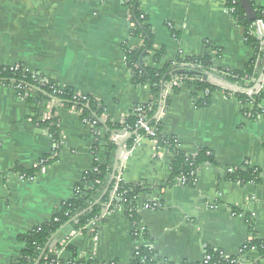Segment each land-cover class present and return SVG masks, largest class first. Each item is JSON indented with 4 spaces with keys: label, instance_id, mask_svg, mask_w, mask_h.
<instances>
[{
    "label": "crops",
    "instance_id": "1",
    "mask_svg": "<svg viewBox=\"0 0 264 264\" xmlns=\"http://www.w3.org/2000/svg\"><path fill=\"white\" fill-rule=\"evenodd\" d=\"M228 1L138 0L154 35L146 64L152 66L155 52L162 53L161 66L209 53L214 68L242 70L253 52L227 12ZM253 5L264 10V0H253ZM131 29L123 0H0V67L20 64L76 96H90L103 108L101 122L121 124L150 99L149 87L131 84L125 63L123 47L142 46ZM244 108L219 91L199 109L189 89L180 87L169 109L162 108L161 134L187 156L206 151L213 164L200 166L193 182L184 186L171 180L173 156L167 148L145 137L129 151L123 146L118 175L124 184L142 188L135 201L138 228L149 241L134 239L129 219L115 207L96 233L72 238L76 260L129 264L142 247H152L161 262L171 264H200L207 250L234 257L251 237L250 221L264 242V173L247 183L230 181L225 174L228 168L264 171V117L249 119ZM33 116L13 87H0V264L16 260L23 247L20 238L50 221L93 162L106 159L104 149L93 156L95 128L75 108L40 103L38 122L56 120L59 148ZM98 131L111 139L102 127ZM56 148L58 157L33 175L17 171L38 168ZM152 203L159 207L144 208ZM247 260L264 264L254 251Z\"/></svg>",
    "mask_w": 264,
    "mask_h": 264
},
{
    "label": "trees",
    "instance_id": "2",
    "mask_svg": "<svg viewBox=\"0 0 264 264\" xmlns=\"http://www.w3.org/2000/svg\"><path fill=\"white\" fill-rule=\"evenodd\" d=\"M232 1H234V4ZM123 2L128 8L129 21L132 25L130 35L142 42V46L139 49L131 50L125 46L123 47L125 63L131 73V84L135 87H149L150 99L146 104L136 107L121 124L105 121L103 123L106 131L99 123L102 118L103 108L96 100L88 96V102L84 101L68 88H60L41 75L25 72V67L20 64H18L19 67L16 71H12L8 67H0V87L11 86L13 88H20L19 96L24 100L26 106L34 115L32 118L33 122L47 129L56 147L58 146L59 148V132L56 126V120L50 119L45 122H38L37 114L42 101H57L65 107H73L78 111L84 121L95 122L97 129L102 127L108 134L112 131H126L131 135L124 144L126 151H129L139 138L145 137L149 140H155L157 148H167L173 156L170 166L171 180L177 179L179 176H185L187 182L190 184L194 180L190 175L191 172L197 171L200 166L206 164L212 165L213 157L206 151H199L192 157L187 156L178 149V145L173 139H167L162 136V122L157 120L158 111L161 106H163L164 111H167L170 107L171 96L178 93L180 89L179 87L173 86L170 93L166 97H163L165 85L174 77H185L188 80L184 82V86L189 89L190 98L194 100V106L196 108H206L210 103L212 94L223 91L226 96L233 97L241 106L245 107L243 113L244 115L249 114V119L255 120L258 117H264V90H260L253 96L247 95V92H255L258 89V86L261 84L259 80L264 74V37L260 38L254 33L255 21L259 18L264 21V16H261L262 10H256L253 5V0H249L254 13V18L251 19L245 13L241 0H230L227 3V10H233L229 14L230 17L239 28L246 46L253 52L252 58L242 70L232 71L229 69L214 68V57L209 53L202 57L178 58L174 62L165 63L161 66L162 53L155 52L151 57L152 66H148L146 60L153 52L154 35L152 28L147 23L146 17L141 13L138 0H123ZM206 47L210 46L206 45ZM209 50L218 55V51L215 48L210 47ZM178 70H188L195 74L175 75V72ZM203 75H213L234 89L225 90L210 82L203 81ZM248 105L251 106V109L247 108ZM138 109L140 112H136ZM141 118L148 128L154 130L153 138L149 137L138 124ZM92 140L93 145L91 151L93 156L96 158L99 151L104 149L106 151L105 163L102 164L98 160H95L90 170L83 174L82 179L76 185L73 197L56 210L50 221L34 228L20 238L23 246L22 250L18 258L11 264H35L50 238L62 226L86 209L88 211L72 222L67 229L83 234L86 232L84 227L87 223L95 221L94 233H96L99 225L106 221L109 212L117 207L122 208L126 217L129 219L132 225V237L136 239L138 238L137 235L141 233L142 238L149 241L147 234L144 231L139 232L138 228L139 218L135 201L141 192V186L135 184L127 185L121 181L117 185L116 191L113 192L116 184L115 178L106 194L103 195L112 174L117 146L108 137L105 139L101 138L98 130L93 131ZM58 153L59 149L56 148L54 155L46 157L41 166L29 172L22 171L21 169L16 170L21 172V174L33 175L54 161L58 157ZM263 173L264 171L248 169L247 167L243 169L238 168L228 175V179L233 182L247 183L257 181ZM105 207L107 209L103 216ZM232 212L236 213L235 210H232ZM249 227L251 237L240 249L237 256L225 258L218 251L207 250L204 254V257L208 258L206 264H237L241 256L247 255L251 251L256 252L259 261H264V242L258 240L251 221ZM66 252L69 254L71 262L74 263L77 261V255L71 246L66 248ZM54 259L55 257L49 255L47 249L39 264H48L52 261H55L52 264L63 263V260ZM79 262L89 264V262L86 263L83 260ZM129 264L171 263L161 262L152 247H142L137 249ZM182 264L192 263L184 262ZM249 264H258V261H253Z\"/></svg>",
    "mask_w": 264,
    "mask_h": 264
},
{
    "label": "built area",
    "instance_id": "3",
    "mask_svg": "<svg viewBox=\"0 0 264 264\" xmlns=\"http://www.w3.org/2000/svg\"><path fill=\"white\" fill-rule=\"evenodd\" d=\"M230 1V0H229ZM228 1V2H229ZM232 3L234 4V1H232ZM228 14L232 13L233 10H227ZM261 16H264V10L261 11ZM254 33L256 36L260 37V38H263L264 37V21L259 18L255 21L254 23ZM18 65H13V66H9L8 68L10 70H18ZM25 72H28V70L25 69ZM29 73V72H28ZM261 81H260V86H258V89L255 91V92H247V95L248 96H253L255 95L257 92H259L260 90H264V74L261 76ZM188 79L185 78V77H174L170 82H168L166 85H165V90H164V94H163V97H166L169 93H170V90L171 88L174 86V87H183L184 86V82L187 81ZM14 90L17 92V94L19 95V92H20V88L17 87V88H14ZM232 92V91H231ZM84 101H87L89 100L88 96L86 95H81L80 96ZM163 105V103H162ZM251 107V106H249ZM162 108L163 106H161L160 108V113L157 117V120L158 121H161L160 119V114L162 112ZM251 109V108H250ZM136 112H140V110L138 109ZM246 117H250L249 114L245 115ZM84 121V120H83ZM84 122H87L89 123L93 128H95L94 131L98 130L97 127H96V123L95 122H88V121H84ZM138 124L144 129V131L146 132V134L153 138L154 137V130L148 128L144 123H143V120L142 118L139 120ZM120 139L119 136H111V141L116 145L118 140ZM138 140V139H137ZM136 140V141H137ZM135 141V142H136ZM152 142H154V144H156L155 140H151ZM44 161L42 160L41 164H43ZM235 170L237 169H232V168H228L225 170V174L226 175H229L231 174L232 172H234ZM191 177L194 179L195 176H196V171L195 172H191ZM23 178V176H22ZM181 185H188L189 183L187 182V178L185 176H179L177 179H176ZM122 181V179L120 178V175H118L117 173V177H116V184H115V187H114V190L113 192L116 191L117 189V185ZM75 192V190H74ZM112 196H113V193H112ZM113 198V197H112ZM110 204V203H109ZM108 207V206H107ZM107 207H105V209L103 210V216L105 215L106 213V209ZM159 206L157 203H152V204H146L144 206V208L146 209H151V210H155L157 209ZM208 208L210 210H214V206L210 205L208 206ZM122 211H124L122 208H121ZM95 224L96 222L95 221H90L87 223V225L84 227L85 231L88 232L89 234H93L95 231H94V227H95ZM139 232H141L139 230ZM80 233H77V232H74L72 230H69L67 229L64 233H62L59 237H57L53 242L52 245L49 246L48 248V252H49V255H52L53 257H55L54 260H63L62 264H82L80 263L79 261H75L74 263L70 261V257L68 256V258H62L63 254H67L66 252V248L69 246L70 244V241L72 240V238L76 237L77 235H79ZM138 237H142V234L139 233L137 235ZM240 252V251H239ZM238 252V254H239ZM136 253V252H135ZM250 253V252H249ZM248 253V254H249ZM237 254V255H238ZM247 255H244V256H241L239 258V260L237 261V264H249L250 262L247 260ZM69 255V254H68ZM135 255V254H134ZM222 255V254H221ZM223 257H225L224 255H222ZM225 258H228V257H225ZM46 260V259H45ZM208 258L204 257L203 261L200 263V264H206ZM52 263H55V261H52L51 263H48V264H52ZM93 264V263H91ZM106 264H117V263H106Z\"/></svg>",
    "mask_w": 264,
    "mask_h": 264
},
{
    "label": "water",
    "instance_id": "4",
    "mask_svg": "<svg viewBox=\"0 0 264 264\" xmlns=\"http://www.w3.org/2000/svg\"><path fill=\"white\" fill-rule=\"evenodd\" d=\"M242 2V6L243 8L245 9V13L252 19L254 18V13H253V10L251 8V5H250V2L249 0H241ZM185 74H195L194 72L192 71H188V70H178L175 72V75H185ZM202 80L203 81H206V82H210L222 89H227V90H233L234 88L231 87L229 84H227L226 82L214 77L213 75H203L202 76ZM261 79L259 80V83H260ZM259 85V84H258ZM160 113V109L158 111V114L157 116L159 115ZM100 125L102 127H104V129L106 130L105 126H104V123L103 122H99ZM107 131V130H106ZM110 135L111 136H119L120 139L118 140L116 146H117V149H116V152H115V158H114V163H113V170H112V174L110 176V179H109V182H108V185H107V188L106 190L104 191V194H106L109 186L111 185V183L115 180L116 178V175L119 171V166H120V161H121V156H122V153H123V146L124 144L126 143V141L131 137V135L129 133H127L126 131H112L110 132ZM119 201V200H117ZM90 209V208H89ZM88 211V209L82 211L80 214L76 215L73 219H71L68 223H66L64 226H62L51 238L50 240L48 241V243L46 244L45 248L42 250L38 260L36 261L35 264H39V262L41 261L43 255L45 254L46 250L49 248V246L51 245V243L56 239V237L61 233L63 232L66 228H68V226L74 222L75 220H77L79 217H81L82 215H84L86 212Z\"/></svg>",
    "mask_w": 264,
    "mask_h": 264
}]
</instances>
